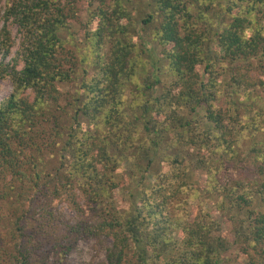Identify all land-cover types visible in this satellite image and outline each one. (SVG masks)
<instances>
[{"label": "trees", "instance_id": "obj_1", "mask_svg": "<svg viewBox=\"0 0 264 264\" xmlns=\"http://www.w3.org/2000/svg\"><path fill=\"white\" fill-rule=\"evenodd\" d=\"M0 79V264H264V0H0Z\"/></svg>", "mask_w": 264, "mask_h": 264}, {"label": "rangeland", "instance_id": "obj_2", "mask_svg": "<svg viewBox=\"0 0 264 264\" xmlns=\"http://www.w3.org/2000/svg\"><path fill=\"white\" fill-rule=\"evenodd\" d=\"M145 2L146 0H141ZM79 28V26H78ZM12 37L16 42L15 48L12 50V55L7 59L10 61L16 56L21 42V34L17 27L11 28ZM145 45V43L143 44ZM13 90L12 83L9 79H0V102L8 98ZM135 192V190H133ZM127 192V191H126ZM122 196L123 193H121ZM55 206L62 218L68 222H73L75 214L71 211L66 203L56 202ZM111 245V241L106 244L99 243L96 240H86L80 242L77 250L71 256V264H105L106 247Z\"/></svg>", "mask_w": 264, "mask_h": 264}]
</instances>
